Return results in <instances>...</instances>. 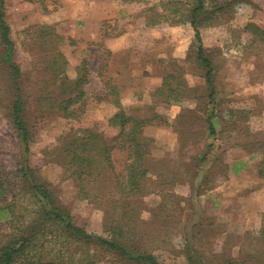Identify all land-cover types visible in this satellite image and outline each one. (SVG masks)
Masks as SVG:
<instances>
[{
  "label": "rangeland",
  "instance_id": "rangeland-1",
  "mask_svg": "<svg viewBox=\"0 0 264 264\" xmlns=\"http://www.w3.org/2000/svg\"><path fill=\"white\" fill-rule=\"evenodd\" d=\"M191 1L46 0L52 11L44 13L28 0H5L17 64L31 95V121L36 123L31 165L58 190L77 225L107 236L109 227L124 219L125 229L127 224L135 228L130 236L140 249L153 253L160 264H189L192 245L211 264H264V47L253 44L244 30L249 22L264 26V0H234L228 23H223L227 14L222 13L210 21L213 24L200 27L214 67L216 95L210 105L206 69L197 61L198 41L185 18ZM158 11L174 19L147 26L149 16ZM44 26L66 37L57 47L69 62L70 77H76L83 61L91 69L86 88L93 97L78 123L62 117L52 103L37 100L51 77L45 56L55 53L52 41L47 48L40 45ZM102 40L103 50L98 45ZM2 69L0 152L6 153L11 145ZM167 78L175 87L180 82L181 102L167 103L157 92ZM106 81L117 86L122 105L134 115L158 114L165 122L154 121L145 128L154 147L143 192L122 193L110 167L88 184L91 195L84 198L83 181L65 174L54 149L65 143L63 136L74 124L95 127L107 137L118 133L109 119L119 107L96 97L102 87L101 95L110 91ZM214 105L218 135L210 137L199 118ZM209 144L214 147L209 149ZM204 153L207 159L199 164L197 158ZM2 157L12 164L10 156ZM124 160L116 162L117 173ZM30 201L27 196L19 199L22 206H31ZM0 233H12L6 220H0ZM76 248L50 242L44 258L75 264L84 255Z\"/></svg>",
  "mask_w": 264,
  "mask_h": 264
},
{
  "label": "trees",
  "instance_id": "trees-1",
  "mask_svg": "<svg viewBox=\"0 0 264 264\" xmlns=\"http://www.w3.org/2000/svg\"><path fill=\"white\" fill-rule=\"evenodd\" d=\"M28 1L39 4L44 13L52 11L46 0ZM234 2L192 0L189 14L185 17L193 27L198 41L195 45L197 61L206 69L205 78L211 91L208 96L209 105L215 102L216 95L214 67L212 59L206 54L200 27L213 24L210 21L222 16V13L227 14L222 19L223 23H228L233 15L231 12ZM155 8L154 6L149 10L153 11ZM173 19L158 11L149 16L146 24L154 27L163 22L171 23ZM244 30L252 36L253 44L264 47V26L249 22ZM38 37L41 39L42 48H47L52 41L55 53L52 56L47 54L45 56V69L51 77L46 80L48 85L37 100L40 102V98H43L52 103L51 108H58L62 117L73 119L72 123H78L85 115L86 107L93 97L88 94L86 88L91 82V69L88 63L83 61L77 68L76 77H70L67 73L69 62L57 47L66 37L58 34L52 26H44ZM67 39L71 45L76 44L73 39ZM98 45L99 49H104L103 40ZM16 58L17 48L11 37L5 0H0V68H3L4 97L8 98L6 115L11 145L8 152H0V220H6L12 229V233H0V264H59L56 260L46 261L44 258L45 245L50 242L56 245L75 244L76 251H82L84 254L75 264H160L153 253L142 247L140 249L136 240L130 236L134 234L135 228L127 224L128 228L125 229L124 219L111 225L107 236L95 235L77 225L58 190L43 180L40 170L31 165V143L34 141L36 123L31 121V95L22 82V70ZM97 75L100 76V70ZM171 77L176 78L174 75ZM169 82L170 79L167 78L157 92L167 103L181 102L184 98L183 92L179 90L180 82L176 87ZM106 85L111 87L110 91L103 96L102 87L96 97L99 102L119 107L109 119L110 125L119 129L118 133L113 137H107L95 127L74 124L63 136L65 143L54 149L56 161L63 165L65 174L70 177L77 176L83 181L84 198L91 195L87 190L88 184L110 167L113 169L117 188L122 193L136 196L143 192L142 185L150 172L148 163L154 147L153 140L145 137V128L155 123L154 121L165 122L158 114L154 117L134 115L132 110H127V107L122 105L117 86L109 85L108 81L105 82V87ZM216 114L218 109L214 105L206 116L199 118V122L203 123L210 137L218 135L217 124L214 121ZM262 142L264 146V141ZM208 146L209 149L214 147L213 144ZM4 155L10 156L12 164H6L7 161L2 157ZM206 159L205 153L197 158L199 164ZM122 160L124 168L117 173L116 162L120 163ZM22 196H27L31 200V206L20 205L19 199ZM14 229H17V233ZM261 238L264 240V224ZM187 257L189 264H211L199 255L194 245L188 247Z\"/></svg>",
  "mask_w": 264,
  "mask_h": 264
}]
</instances>
